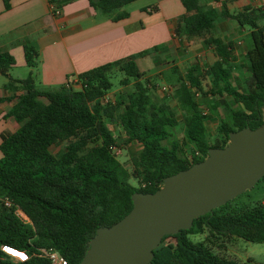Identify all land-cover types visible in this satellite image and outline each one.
<instances>
[{"label":"trees","instance_id":"trees-1","mask_svg":"<svg viewBox=\"0 0 264 264\" xmlns=\"http://www.w3.org/2000/svg\"><path fill=\"white\" fill-rule=\"evenodd\" d=\"M51 1L58 7L66 0ZM132 1L87 0L94 11L113 20L128 16L122 7ZM180 1L184 11L175 27L180 43L198 39L216 56L211 63H189L173 82L172 97L183 124L181 140L171 138L168 128L179 121L173 108L152 99L156 84L136 62L138 57L157 54L165 42L68 73L64 82L49 87L35 84L38 50L33 45H24L25 64L30 68L24 78L11 75L15 57L0 50V74L7 77L3 87L12 91L5 98L13 100L7 115L19 123L14 131L0 135V264H50L43 247H53L68 264H78L97 227L129 212L134 191H155L165 176L204 159L209 147L226 145L231 130L264 124V5L230 11L227 0H215L219 6L208 7L201 0ZM143 9L155 12L158 5ZM220 16L236 20L239 27L249 26L252 45L244 51L245 62H236L233 41L215 34L214 23ZM236 68L248 71L245 86L236 80ZM114 69L122 71L118 82L126 87L119 98L108 96ZM199 94H227L240 104L220 118L212 139ZM108 120L121 127L125 143L140 145L131 157V169L117 156V135ZM257 182L264 183V175ZM232 199L196 216L189 228L163 235L147 264H262L251 257L236 260L212 248L213 243L221 247L222 237L230 235L264 241V194L251 203ZM205 230L219 242L189 236ZM169 236L173 240L165 241ZM2 245L23 250L27 257L16 258Z\"/></svg>","mask_w":264,"mask_h":264},{"label":"crops","instance_id":"crops-1","mask_svg":"<svg viewBox=\"0 0 264 264\" xmlns=\"http://www.w3.org/2000/svg\"><path fill=\"white\" fill-rule=\"evenodd\" d=\"M7 3L5 6L4 0H0V50H7L15 57L16 65L11 68V75L24 78L30 70L25 64L24 45H33L38 50L34 81L40 87L60 84L66 80L68 73L84 71L161 41L166 45L164 50L159 51L160 54L168 49L169 44H176L178 55L186 47L185 40L181 41L182 46L174 31L184 11L180 0H163L158 10L151 13L144 10L146 5L142 4L128 10V16L119 20L94 11L87 0H66L58 7L51 0H7ZM260 4L264 5V0L226 1L230 11ZM209 5L219 6V2L209 0L205 6ZM56 7L59 9L57 12ZM226 19L222 16L216 19L215 34L233 41V45L240 43L241 39H235V33L240 32L241 36L245 26L239 27L236 20ZM201 46L203 52L211 50L202 43ZM234 53L236 62H240L237 61L240 56L235 46ZM212 54L213 61L216 56L213 51ZM146 56L149 54L138 57L136 62ZM196 60L205 63L202 58ZM24 66L27 67V75L21 76L17 68ZM6 80L7 77L0 74V135L19 126L12 115H7L13 100L5 98L12 94L3 87Z\"/></svg>","mask_w":264,"mask_h":264},{"label":"water","instance_id":"water-1","mask_svg":"<svg viewBox=\"0 0 264 264\" xmlns=\"http://www.w3.org/2000/svg\"><path fill=\"white\" fill-rule=\"evenodd\" d=\"M264 175V124L229 132L224 146L163 178L153 192L134 191L133 206L98 226L78 264H147L163 235L189 228L196 216L234 198Z\"/></svg>","mask_w":264,"mask_h":264},{"label":"rangeland","instance_id":"rangeland-1","mask_svg":"<svg viewBox=\"0 0 264 264\" xmlns=\"http://www.w3.org/2000/svg\"><path fill=\"white\" fill-rule=\"evenodd\" d=\"M204 5L209 2V0H201ZM160 2H163V0H136L135 2H130L125 4L122 8L126 10H134L138 6L144 4V5H152V4H161ZM160 8V7H159ZM165 10V8H164ZM228 19V18H227ZM226 19V20H227ZM261 22H264L262 20ZM245 31L241 33L236 31V38L235 39H241L240 43L235 42V50L238 51V57L239 60L237 61H244L245 57L243 55V51L246 47H249L252 45V39L249 35V26L245 25L244 27ZM175 31V30H174ZM176 36V34H175ZM177 37V36H176ZM164 42V41H161ZM176 43H178L176 41ZM181 44V43H180ZM186 47L182 48L180 51V54L178 55V52H176V44H169L167 45L168 49L163 52V54H160L159 52L154 55H149L144 57L142 60H139L137 62L138 67L140 70L144 71V74L149 76H152V81L155 82V87L152 88L151 96L152 99L156 102H167L171 105L173 108L177 119H179L178 123L173 127H168L172 133V137L175 140H181L183 136V124H182V118H181V110L177 104V101L175 98L172 97V92L174 89V81L175 79L184 72L186 67L189 65L191 60L196 59H203V62L211 63L213 54L212 49H205V51H202L201 41L196 40H186L185 39ZM184 46V44H181ZM181 49V47H180ZM164 50V49H163ZM169 56V58H168ZM174 60V61H173ZM161 69V72L159 70ZM153 70H155L154 73H151ZM17 71L21 73V76L27 75V67H18ZM234 73L237 75V79L242 86H245V80L244 78L248 75V71L245 68H236L234 70ZM123 76L122 71L119 69H114L110 73V79L113 82V86L111 88V91L109 92L108 96L110 98H119L121 89H125V86L119 85V79ZM203 83L205 86L208 84L207 78H203ZM198 100L201 102V107L206 112L208 117L206 118V125L210 132L211 139L216 134V126L222 116H224L226 113L229 112L230 108H237L240 107L239 103H235L232 98L224 94L223 96H215V95H203L199 94L197 95ZM109 126L113 129L114 133L117 135L118 140V146H116V153L120 161L124 163L125 166L128 168H132V160L131 157L135 155L140 145L137 142L132 143H125L124 136L122 133V129L119 125H117V122L108 120ZM130 181L134 184H136V179L131 178ZM264 194V183L263 182H256L252 187L245 189L238 195L232 199V202H244V203H251L252 201H255L257 199L262 198ZM191 239L193 240H207L212 239L213 236L209 234L207 230L203 233H195L189 235ZM220 237V235H219ZM217 238V239H216ZM222 246L218 247L216 243L211 244L212 248L216 251H219L220 253H223L224 255L234 258L236 260H246L247 258L251 257L255 261H258L262 264H264V241L263 242H254L246 240L239 236H223L222 237ZM173 240V237L169 236L165 238V241H171ZM217 243L219 242L218 237L213 238ZM210 243V242H208ZM13 255V254H12ZM16 258H19L16 255H13Z\"/></svg>","mask_w":264,"mask_h":264},{"label":"built area","instance_id":"built-area-1","mask_svg":"<svg viewBox=\"0 0 264 264\" xmlns=\"http://www.w3.org/2000/svg\"><path fill=\"white\" fill-rule=\"evenodd\" d=\"M59 9L55 8V12H57ZM116 149V147H115ZM3 201L6 205H10V200L8 197H4ZM16 212L21 215L22 217H26L22 210L16 209ZM2 248L6 250L7 252L12 253L13 255L18 256L20 259H25L27 257V254L23 250H16L12 247H9L7 245H2ZM41 251L49 257L50 264H68L66 258L59 253V251L53 247H43L41 248Z\"/></svg>","mask_w":264,"mask_h":264}]
</instances>
